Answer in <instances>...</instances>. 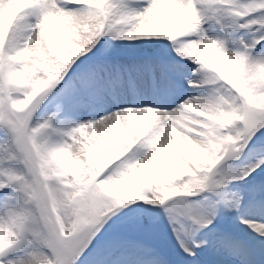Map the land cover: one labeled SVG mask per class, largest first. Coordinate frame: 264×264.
<instances>
[{
    "label": "snow or ice",
    "instance_id": "1",
    "mask_svg": "<svg viewBox=\"0 0 264 264\" xmlns=\"http://www.w3.org/2000/svg\"><path fill=\"white\" fill-rule=\"evenodd\" d=\"M0 264H264V0H0Z\"/></svg>",
    "mask_w": 264,
    "mask_h": 264
}]
</instances>
